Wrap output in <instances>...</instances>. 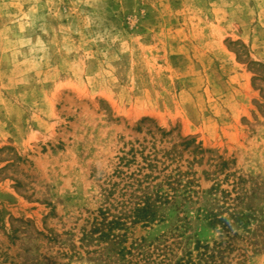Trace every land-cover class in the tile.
Segmentation results:
<instances>
[{
	"label": "rangeland",
	"instance_id": "1",
	"mask_svg": "<svg viewBox=\"0 0 264 264\" xmlns=\"http://www.w3.org/2000/svg\"><path fill=\"white\" fill-rule=\"evenodd\" d=\"M161 184L195 203L128 244L264 264V0H0V264H102L83 234Z\"/></svg>",
	"mask_w": 264,
	"mask_h": 264
},
{
	"label": "trees",
	"instance_id": "2",
	"mask_svg": "<svg viewBox=\"0 0 264 264\" xmlns=\"http://www.w3.org/2000/svg\"><path fill=\"white\" fill-rule=\"evenodd\" d=\"M176 191L172 184H169L166 190L162 188V184L155 186L152 191L139 198V202L135 204V208L132 210L124 209V211H119L117 215H111L109 209L108 212L101 214L100 219H95L92 230L88 233L85 232L82 240L97 247L93 252L98 256L96 261L102 264H167L168 252L154 248L152 250L151 247L154 245L148 244L145 239L128 244V223L151 228L153 225L165 223L170 215L177 213V211L179 212L178 221L183 222L186 218L180 217V214L185 215L188 211V205L195 202L190 195L191 192L185 191L184 194H188L185 197L177 195ZM213 191L214 189L208 193L211 194ZM204 200L198 210L199 216L207 220L210 228L230 232L228 230L230 226L226 224L228 220L223 219L211 207L208 208L210 202L207 199ZM182 229H186L180 235L184 237L187 231L184 224L177 226L176 232H181ZM120 232L124 233L121 234ZM180 236L178 235V237ZM194 252L197 253L196 257H194ZM216 254H219V244L215 243L211 247L208 243L197 242L194 251L186 252L175 264H207Z\"/></svg>",
	"mask_w": 264,
	"mask_h": 264
}]
</instances>
